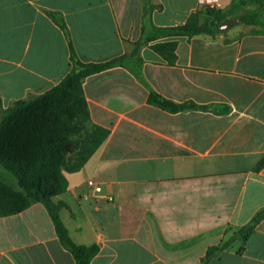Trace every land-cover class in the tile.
<instances>
[{
  "label": "crops",
  "instance_id": "0c3cea01",
  "mask_svg": "<svg viewBox=\"0 0 264 264\" xmlns=\"http://www.w3.org/2000/svg\"><path fill=\"white\" fill-rule=\"evenodd\" d=\"M227 10L233 0H218ZM200 0H0V119L83 62L116 66L84 79L92 123L109 131L56 202L90 264H203L264 211V23L230 16L216 36H165ZM58 14L63 28L52 15ZM264 18V14H263ZM232 24V25H230ZM172 42V57L154 46ZM154 91L177 104L150 101ZM92 179L103 187L98 193ZM88 196V199L85 198ZM0 264H76L40 202L0 217ZM207 264H264V220Z\"/></svg>",
  "mask_w": 264,
  "mask_h": 264
},
{
  "label": "trees",
  "instance_id": "16d2710c",
  "mask_svg": "<svg viewBox=\"0 0 264 264\" xmlns=\"http://www.w3.org/2000/svg\"><path fill=\"white\" fill-rule=\"evenodd\" d=\"M239 12H242V22L264 23V0H233L227 10L205 8L192 13L182 25L153 27L152 35L144 36L136 43L137 51L157 37L216 36L222 25L231 20L230 16ZM52 15L65 28L64 20L56 13ZM154 48L172 57L175 43L156 44ZM71 49L72 69L65 78L40 95L15 101L2 112L0 163L17 178L20 188H13L0 179V217L20 213L36 202L44 204L61 243L73 254L76 264H90L100 250L99 245L74 242L60 217V210L67 205L54 198L69 187L65 172L81 170L109 135L107 129L92 123L84 79L106 69L124 66L128 57L124 55L100 63L83 62L73 47ZM150 101L170 110L195 107L174 103L154 91ZM263 165L264 158L259 167ZM262 220L264 211L258 212L231 240H248ZM231 240L211 247L203 264L227 248Z\"/></svg>",
  "mask_w": 264,
  "mask_h": 264
},
{
  "label": "built area",
  "instance_id": "2783aa9c",
  "mask_svg": "<svg viewBox=\"0 0 264 264\" xmlns=\"http://www.w3.org/2000/svg\"><path fill=\"white\" fill-rule=\"evenodd\" d=\"M200 4L205 6L206 8H219V1L218 0H200ZM89 186L94 188V190L98 193L103 191V187L101 185L96 184V182L92 179L88 181ZM88 199V196H85Z\"/></svg>",
  "mask_w": 264,
  "mask_h": 264
},
{
  "label": "rangeland",
  "instance_id": "374dc122",
  "mask_svg": "<svg viewBox=\"0 0 264 264\" xmlns=\"http://www.w3.org/2000/svg\"><path fill=\"white\" fill-rule=\"evenodd\" d=\"M232 25V24H230ZM0 179L7 182L13 188L19 189L17 178L0 163Z\"/></svg>",
  "mask_w": 264,
  "mask_h": 264
}]
</instances>
